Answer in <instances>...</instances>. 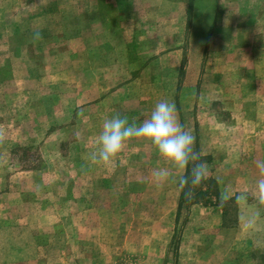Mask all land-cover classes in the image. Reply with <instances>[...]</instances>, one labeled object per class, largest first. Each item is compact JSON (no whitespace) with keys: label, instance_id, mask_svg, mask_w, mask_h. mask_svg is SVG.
<instances>
[{"label":"rangeland","instance_id":"1","mask_svg":"<svg viewBox=\"0 0 264 264\" xmlns=\"http://www.w3.org/2000/svg\"><path fill=\"white\" fill-rule=\"evenodd\" d=\"M88 3L93 0H0V264L176 263L175 253L168 258L149 249L150 237L137 231L167 221L163 199L177 176L173 166L169 179L157 180L136 163L135 171H126L124 150L96 172L91 157L80 154L78 108L91 98L84 86L125 79L149 85L142 92L148 106L178 102L193 151L212 152L208 161L200 157L210 166L205 175H227L228 167L234 182L241 181L256 212L246 213L242 226L261 231L245 236L249 258L240 262L264 264V191L258 186L264 179V0H191L180 23L173 15L177 4L164 0L165 27L149 23L144 36L128 29V39H137L128 46L131 55L160 53L128 60L144 69L134 77L91 75L82 58L98 53L94 44L105 33L93 20H80L79 9ZM51 4L71 12L62 19ZM121 61L113 62L124 67ZM164 64L165 75H156ZM207 176L186 188L212 192ZM197 192L185 200L183 190L182 219L184 207L199 200ZM259 212L261 222H253ZM142 241L145 251H131Z\"/></svg>","mask_w":264,"mask_h":264},{"label":"crops","instance_id":"2","mask_svg":"<svg viewBox=\"0 0 264 264\" xmlns=\"http://www.w3.org/2000/svg\"><path fill=\"white\" fill-rule=\"evenodd\" d=\"M163 1L93 0V3L83 4L81 6L83 8L80 7L79 13L82 11L80 20H83L84 23L93 20V23L97 26L99 25L101 29L103 28L105 33V38L94 44V47L100 45L98 53H93L88 58H82L85 64H89L88 69L92 70L91 75L134 77L143 73L144 69L142 67L135 69L131 63L128 64V60H134V58L136 60L149 59L152 55L141 53L134 57L129 53L128 46L136 43L137 39L132 40L133 36H131V40L128 39L130 34L128 29L133 35L144 36V29L148 27L149 23L158 28L160 25L162 26L160 24L162 22L164 23L163 27H165L166 5L163 4ZM174 2L177 4V9H174L173 15L178 14L177 19L180 23V21L182 22L185 19L183 10L185 11L187 4H190L191 0H174ZM30 6H34L35 10L37 8L33 3ZM49 7L51 11L54 10L52 4ZM55 12H59L61 18L64 19L71 10L70 7L61 5L57 7ZM64 13L68 14L65 15ZM225 17L223 16V20ZM176 26L177 28H182L181 24L177 23ZM83 27L85 28L84 24L80 26L81 29ZM178 34L183 36L181 31ZM160 42L165 43L164 40L155 41V43ZM177 43L180 44L182 42L177 40ZM156 55L159 56L160 53L156 52ZM156 55L152 56L153 59L157 58ZM119 60H125V62L121 61L122 63L124 62V67L122 65L117 66L113 62ZM91 61H93V64H90ZM111 70L113 71L111 72ZM160 74L162 76L165 75V64L164 67L157 68L156 75L160 76ZM148 86L135 84L127 79H125V82L116 85H99L96 80H93V84L88 83V85H85V91L87 90L89 95L91 94V98H89V101H84L83 104L79 103L78 108L80 154L91 157V154L97 151V138L102 131L105 119L118 115L126 117L129 123L135 122L137 124L146 119L150 115L148 108L153 107L160 101H152L154 102L153 105L148 106L149 101L142 94ZM99 91L102 92L100 95L98 94ZM133 92H135V95H133ZM177 104L178 102H175V105ZM177 118L182 125L179 111H177ZM122 150L125 151L126 171H135V163L137 164L136 170L142 172H154L159 168L169 170L170 166H172L158 155L150 142L141 138H133L128 141ZM197 154L199 157H206V161H208V157H212V152L208 149L198 148ZM119 155L122 154L119 153ZM90 161L91 158L88 159V162ZM138 164L142 165V169H140ZM156 164L157 167H155ZM205 165L206 172H208L207 168L210 166L206 162ZM98 166L99 163L93 161L91 165L93 171L96 172ZM190 169L191 163L186 169L172 168L177 173V176L174 175L176 177L173 181V189H169L167 196L163 199V202L166 200L164 213L167 221H157L156 229L149 227L148 230L138 229L137 231L142 232V239L146 236L150 237L149 249L162 252L163 256L166 255L167 257L168 255V258L170 253H175L177 256H175V264H242L241 260L245 261L246 258H249L247 257L245 239L250 240L245 238V236L251 234V232L255 235H260L261 227L249 228L247 232L242 226L243 221L246 220L245 214L253 212L255 208L253 204L251 205L246 201L244 194L246 191H243L241 181L234 182L235 177L231 178L230 173L232 170L228 167L225 168L226 170L224 169V173H227V175L225 174L221 177L205 175L210 178L209 182L213 187V191H209L208 188L194 190H189L190 187L186 188L185 200L190 197L188 194L195 191H198L197 198L199 200L190 202L184 207L186 213L182 219L181 211L183 207L181 208V205H186V203L184 202L183 204V190L178 188V180L176 178L188 175ZM235 171L237 176H240V169ZM147 185L149 186L150 183ZM234 203L235 206L231 207L230 205H234ZM254 214L256 212H253ZM261 219V212H259L258 216H254L253 222H261ZM132 235H135V233L133 232ZM173 239L175 242L171 243ZM145 247L146 243L142 241L140 247H134L131 251H145Z\"/></svg>","mask_w":264,"mask_h":264},{"label":"clouds","instance_id":"3","mask_svg":"<svg viewBox=\"0 0 264 264\" xmlns=\"http://www.w3.org/2000/svg\"><path fill=\"white\" fill-rule=\"evenodd\" d=\"M133 138L150 142L158 155L174 168L186 169L190 161H199L191 167L188 175L176 178L180 190L198 185L204 178L206 165L193 151L194 137L178 122L174 102L167 99L158 101L150 115L139 124L129 123L126 117L118 115L105 119L97 138L98 149L91 154V160L113 163L124 145ZM153 175L157 180L169 179V172L165 168L156 169ZM258 186L264 191V179L258 181Z\"/></svg>","mask_w":264,"mask_h":264},{"label":"trees","instance_id":"4","mask_svg":"<svg viewBox=\"0 0 264 264\" xmlns=\"http://www.w3.org/2000/svg\"><path fill=\"white\" fill-rule=\"evenodd\" d=\"M185 190V189H184Z\"/></svg>","mask_w":264,"mask_h":264}]
</instances>
